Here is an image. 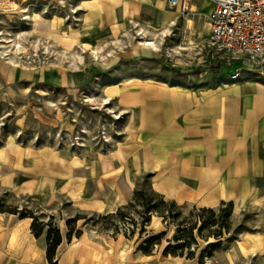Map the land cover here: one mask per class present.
Listing matches in <instances>:
<instances>
[{
    "label": "crops",
    "instance_id": "crops-1",
    "mask_svg": "<svg viewBox=\"0 0 264 264\" xmlns=\"http://www.w3.org/2000/svg\"><path fill=\"white\" fill-rule=\"evenodd\" d=\"M190 8L183 16L170 0H81L76 20L65 22L61 40L68 54L79 58L76 68L90 61L107 73L102 97L129 125L107 156L111 167L104 180L115 193L106 208L115 213L126 206L135 182L149 175L166 200L199 209L231 204L236 215L254 209L264 222V78L209 46L210 0H192ZM161 55L173 58L182 75L126 67ZM192 64L197 73L184 76ZM236 72L241 76L232 80ZM62 80L71 85L70 74ZM100 81L93 82L92 91ZM80 160L74 165L82 166ZM33 221L0 214V264H48V235L37 236ZM252 236L261 264L264 230ZM113 241L109 253L103 243L80 240L69 246L62 235L55 262L98 264L100 255L104 264H120L118 238ZM126 245L124 240L120 249L128 252Z\"/></svg>",
    "mask_w": 264,
    "mask_h": 264
},
{
    "label": "rangeland",
    "instance_id": "rangeland-1",
    "mask_svg": "<svg viewBox=\"0 0 264 264\" xmlns=\"http://www.w3.org/2000/svg\"><path fill=\"white\" fill-rule=\"evenodd\" d=\"M79 1L0 0V214L32 216L43 233L59 230L69 246L85 240L103 243L113 253V240L118 238L119 251L123 236L128 252L118 254L120 264H257L252 235L264 230V222L254 209L236 215L227 204L214 213L179 205L164 199L144 175L128 204L118 215L116 210L109 214L106 205L115 187L104 180L111 167L107 156L120 146L129 125L102 97L107 73L90 61L78 70L79 58L63 47L65 22L76 20ZM138 61L127 69L148 66L149 75H182L171 57ZM195 67L183 75L196 74ZM69 74L67 87L62 79ZM73 156L75 165L82 164L80 159L85 163L75 166ZM76 218L81 219L69 224ZM183 232L179 243L186 248L179 254L184 257L165 256L166 247L178 244L175 237ZM152 237L157 239L148 243ZM96 260L104 264L100 255Z\"/></svg>",
    "mask_w": 264,
    "mask_h": 264
},
{
    "label": "built area",
    "instance_id": "built-area-1",
    "mask_svg": "<svg viewBox=\"0 0 264 264\" xmlns=\"http://www.w3.org/2000/svg\"><path fill=\"white\" fill-rule=\"evenodd\" d=\"M211 35L208 44L227 59L242 63L245 70L264 78V0H210ZM192 0H170L183 16L191 12ZM240 72L231 75L237 80Z\"/></svg>",
    "mask_w": 264,
    "mask_h": 264
},
{
    "label": "trees",
    "instance_id": "trees-1",
    "mask_svg": "<svg viewBox=\"0 0 264 264\" xmlns=\"http://www.w3.org/2000/svg\"><path fill=\"white\" fill-rule=\"evenodd\" d=\"M226 205V204H224ZM230 205L232 207L231 204H227ZM151 207H149L148 212H151ZM233 209V208H232ZM202 210H207L211 213H214V211L212 209H202ZM120 212V208L116 211L115 215H118ZM161 214H163V212H160ZM12 214H17V213H12ZM164 218H166V216H163ZM21 219L23 218H29V216L26 215H21L20 217ZM30 218H33L32 216H30ZM81 218H76L73 221H69V224L71 222H77L79 221ZM38 220L34 219L33 221V225H32V229L33 231L36 233L37 236H40L43 233V229L39 228L38 226ZM45 227V225L43 226ZM205 227V224H202V226H200V228L198 229L199 232H201L203 230V228ZM197 228V226H193L189 229L188 233L192 234L191 237H189L191 240H193V232L194 230ZM53 229H49L48 231V236H47V259H48V264H56L55 262V255H56V250L57 248L61 245L62 243V235L60 234L59 230L54 234V232L52 231ZM74 233V228L70 229V232L68 233V240L70 239L71 235ZM80 233V232H79ZM78 233V234H79ZM185 234V232H183L181 234V236H176L175 237V242H177L178 244L176 245H172V246H168L166 247L165 251H164V255L165 256H173V257H184V253H180L179 251H182L184 248H186V243H179L181 241V239L183 238V235ZM157 238L156 237H152L149 239L148 243H151L153 241H155ZM211 245H213L211 243ZM143 249V248H141ZM191 253L188 254V258L190 257Z\"/></svg>",
    "mask_w": 264,
    "mask_h": 264
},
{
    "label": "bare ground",
    "instance_id": "bare-ground-1",
    "mask_svg": "<svg viewBox=\"0 0 264 264\" xmlns=\"http://www.w3.org/2000/svg\"><path fill=\"white\" fill-rule=\"evenodd\" d=\"M144 45H145V47H150L152 44H151V43H145ZM145 47H144V48H145ZM75 161H78V159L76 158ZM236 210L238 211L239 208H237ZM108 211H109V214H110V213H113V209H112V208H109ZM29 221H30V220H29ZM27 222H28V221H27ZM27 224H28V223H27ZM27 224L25 223L24 225H27ZM21 225H22V224H21ZM24 225H22V226L24 227ZM21 229H22V227H21ZM25 229H26V226H25ZM25 229H24V231H25ZM246 236H247L248 238L251 239V236H250L249 234H247ZM123 240H124V237H123V236H120L119 246L122 245ZM258 246L260 247V245H258ZM42 253H43V252H42ZM263 253H264V252H263ZM119 255L122 256V257H123V255H124V254H123V250H121L120 248H119Z\"/></svg>",
    "mask_w": 264,
    "mask_h": 264
}]
</instances>
